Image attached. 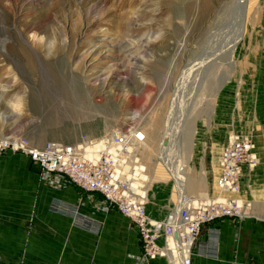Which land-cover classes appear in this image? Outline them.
Segmentation results:
<instances>
[{"label":"rangeland","instance_id":"374dc122","mask_svg":"<svg viewBox=\"0 0 264 264\" xmlns=\"http://www.w3.org/2000/svg\"><path fill=\"white\" fill-rule=\"evenodd\" d=\"M240 30L228 54L221 51ZM33 33L68 42L48 58ZM0 84L11 89L4 100L27 90L23 119L0 100V139L72 143L139 126L152 218L175 210L182 196L220 194L219 155L231 133L250 134L259 157L240 196H264V0H0ZM17 153L29 161L12 150L0 157ZM188 179L204 189L179 190ZM53 202V211L63 209ZM110 213L117 225L124 219ZM96 218L91 231L100 236ZM20 261L0 255V264Z\"/></svg>","mask_w":264,"mask_h":264},{"label":"built area","instance_id":"2783aa9c","mask_svg":"<svg viewBox=\"0 0 264 264\" xmlns=\"http://www.w3.org/2000/svg\"><path fill=\"white\" fill-rule=\"evenodd\" d=\"M144 140L145 134L136 124L111 130L101 138L82 136L72 143H35L26 136L9 134L0 139V152L25 154L50 187L78 188L97 210H116L126 217L136 229L141 247L133 256L137 264L156 258H164L168 264H191L195 255L216 256L218 230L214 224L225 218L241 219L251 212L252 203L240 197V190L246 171H253L259 162L252 136L231 133L222 146L215 181L222 192L220 198L191 201L182 196L180 206L161 219L152 218L146 209L144 167L137 156ZM169 165L172 169L174 164ZM203 232L205 241L200 239Z\"/></svg>","mask_w":264,"mask_h":264},{"label":"crops","instance_id":"0c3cea01","mask_svg":"<svg viewBox=\"0 0 264 264\" xmlns=\"http://www.w3.org/2000/svg\"><path fill=\"white\" fill-rule=\"evenodd\" d=\"M245 177L246 173L242 185ZM262 194L251 199L254 207L248 216L217 221L216 256L195 255L191 264H264ZM86 196L75 187L48 186L40 180L37 167L21 154L0 157V255L9 263L23 259L24 264H137L133 256L141 247L132 223L122 215L117 225L110 213L116 210L99 215L103 211ZM53 201L63 209L53 211ZM96 217L105 227L100 236L91 231L90 224L99 221ZM130 228L135 237L130 236ZM206 238L203 232L200 239ZM141 264L168 262L156 258Z\"/></svg>","mask_w":264,"mask_h":264},{"label":"clouds","instance_id":"9594fccd","mask_svg":"<svg viewBox=\"0 0 264 264\" xmlns=\"http://www.w3.org/2000/svg\"><path fill=\"white\" fill-rule=\"evenodd\" d=\"M34 39H37L38 43L44 45L46 48V56L51 58L56 55L58 43H62L64 45L67 44V38L65 37L63 41L58 42V39L55 34L51 36V38L46 37L45 35H40L36 37L35 34H32ZM11 89L4 84H0V100H3L6 106L10 109L11 113L20 119H23L26 110H27V90L23 92H14L12 96L8 97L4 100V95L7 94Z\"/></svg>","mask_w":264,"mask_h":264},{"label":"bare ground","instance_id":"6f19581e","mask_svg":"<svg viewBox=\"0 0 264 264\" xmlns=\"http://www.w3.org/2000/svg\"><path fill=\"white\" fill-rule=\"evenodd\" d=\"M256 0H252V2H255ZM252 6H253V3L251 4V6L249 7V9H248V12L250 11V9L252 8ZM241 36H242V31L240 30V32L235 36V38H232L231 39V43L227 46V48L226 49H223V50H221V51H223V52H225V54H228L227 53V51L231 48V47H233V46H235L236 45V43H237V41L241 38ZM219 54H220V52H219ZM212 56V55H211ZM221 56H223V55H221L220 54V56L219 57H221ZM226 57V56H225ZM141 177L142 178H145V175H141ZM176 177V179L178 180V182H181V183H183L182 181H181V179H180V177L178 178V176H175ZM202 180V179H201ZM203 181H200V180H193V179H188L187 180V183L186 182H184V184H181L180 183V188H179V190L180 189H183L184 191H186L187 190V188H190V189H193L194 190V188H197V187H202L203 189H204V185H203V183H202ZM185 188H186V190H185ZM198 189V188H197ZM218 189V188H217ZM215 190V189H214ZM219 190V189H218ZM216 191V193H218L217 192V190H215ZM220 191V190H219ZM214 194L213 195V197H211V198H220L221 196H222V192L220 191V194ZM211 196V195H210ZM241 197V196H240ZM242 198V197H241ZM182 199V198H181ZM181 199H179L178 200V207L180 206V204H181ZM189 199L191 200V201H194L195 200V198H191V197H189ZM177 207V208H178Z\"/></svg>","mask_w":264,"mask_h":264}]
</instances>
